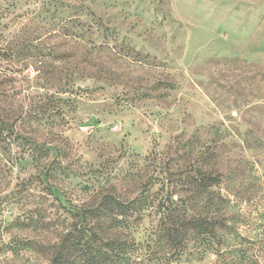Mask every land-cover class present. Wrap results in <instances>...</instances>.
I'll use <instances>...</instances> for the list:
<instances>
[{
  "label": "rangeland",
  "instance_id": "1",
  "mask_svg": "<svg viewBox=\"0 0 264 264\" xmlns=\"http://www.w3.org/2000/svg\"><path fill=\"white\" fill-rule=\"evenodd\" d=\"M109 194L143 253L205 218L170 264H264V0H0V264Z\"/></svg>",
  "mask_w": 264,
  "mask_h": 264
},
{
  "label": "trees",
  "instance_id": "2",
  "mask_svg": "<svg viewBox=\"0 0 264 264\" xmlns=\"http://www.w3.org/2000/svg\"><path fill=\"white\" fill-rule=\"evenodd\" d=\"M101 198L96 206L88 209L74 206L70 230L61 235L56 244L46 245L51 250L49 264H170L172 260L158 248L166 250L180 246L178 253H181L186 248L185 240H189L191 235L212 237L216 230L205 218H182V226L178 229L156 230V238L145 242L150 251L143 253L140 243L133 237L132 229L143 220L142 208L145 202L141 198L124 201L110 194ZM166 216L163 218L165 222L168 218ZM217 220L219 222L216 221V225L223 236L233 234L223 216ZM19 245L21 249L29 246L24 243ZM36 246L45 249L44 245ZM157 254L163 257L156 258ZM246 261L248 264H256L250 259Z\"/></svg>",
  "mask_w": 264,
  "mask_h": 264
}]
</instances>
